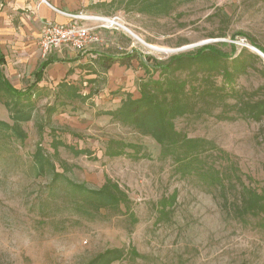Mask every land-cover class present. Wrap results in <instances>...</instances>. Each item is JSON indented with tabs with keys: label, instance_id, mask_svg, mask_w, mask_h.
<instances>
[{
	"label": "rangeland",
	"instance_id": "1",
	"mask_svg": "<svg viewBox=\"0 0 264 264\" xmlns=\"http://www.w3.org/2000/svg\"><path fill=\"white\" fill-rule=\"evenodd\" d=\"M115 12L112 16L130 33L113 32L123 43H133L134 52L149 63L205 45L233 57L244 49L257 56L251 41L264 49V0H188L160 17L128 12L119 5ZM248 64L246 74L232 85L239 91H257L255 99H264V60L248 57ZM100 73L94 80L78 78L88 84L92 79L91 98L66 102L49 119L47 107L61 101L58 89L32 96L30 108L23 100L6 108L4 103L13 98L0 97V121L12 125L11 115L30 114L29 121L18 123L23 141L0 129V264H88L106 250L121 251L111 264H264L262 220L236 217L233 206L241 184L264 190V119L254 122L228 107H216L174 121L180 134L211 144L203 157L206 168L220 172L223 192L198 173L180 175L154 140L106 114L127 95L138 97V84L147 79L138 60L120 68L111 83L107 72ZM54 136L87 150L75 156L58 148L68 169L64 175L90 189L110 179L127 194L126 208L84 220L73 212L64 181L52 187L50 175L35 176L32 155L37 145L51 154ZM109 153L121 155L106 156ZM55 166L63 172L58 163Z\"/></svg>",
	"mask_w": 264,
	"mask_h": 264
},
{
	"label": "trees",
	"instance_id": "2",
	"mask_svg": "<svg viewBox=\"0 0 264 264\" xmlns=\"http://www.w3.org/2000/svg\"><path fill=\"white\" fill-rule=\"evenodd\" d=\"M188 0H113V3L122 6L125 11L145 14L153 17L167 16L175 7ZM241 35V34H238ZM251 45L264 54V49L257 46L253 41ZM235 47L232 45V51ZM248 57L259 56L248 53L244 49L239 55L233 57L232 53L221 51L215 45H205L194 52H187L170 56L164 62L152 63L143 61L139 54L134 51L127 56V62L123 59L115 61L111 59L109 64L118 62L128 64L131 59L139 61L147 79H141L138 84V97L127 95L122 99L120 105L106 114L112 120L122 126L134 129L143 136H148L161 147V154L169 156L176 164V171L184 176L198 173L210 183L219 186L224 192L225 185L222 183L220 172L216 169L206 168L203 153L208 150L206 146L211 145L204 139H191L180 134L174 125V121L182 116L196 113L208 112L213 108H230L236 114L260 122L264 119V99L257 98V91H239L232 82L239 76L246 74ZM261 58V57H260ZM46 63L42 64L35 74L36 82L23 92L15 91L8 83L0 78V97L10 96L13 100L5 102L6 108L11 104L19 105L21 101H27L26 107H32L31 97L40 96L35 94L36 83ZM110 65L106 64L105 69ZM153 73H158L157 78ZM220 77L221 83L216 79ZM93 93L82 95L79 88L62 83L58 86L56 98H60L59 104H53L46 109V117L49 119L59 106L66 102L85 100L91 98ZM232 99L234 102L228 104ZM12 125L0 121V129L10 131L17 139L23 141L25 134L20 129L19 122L29 121L30 114L24 115L18 111L11 115ZM53 152L37 145L32 155V167L37 177L51 176L52 187L58 181H64L70 195V206L75 214L87 221H93L101 215V212L117 214L121 207L127 206L128 196L118 184L106 179L98 188L90 189L85 183L77 184L70 181L64 173L68 170L66 164L58 157V148L69 149L75 156L84 155L87 150L75 149L65 145L62 141L54 138L50 145ZM121 153H109L106 156L116 157ZM58 163L63 172L57 171L55 164ZM210 169V170H209ZM230 182V181H229ZM223 196H225L223 194ZM234 213L236 217L245 216L258 217L262 220L264 228V190L258 192L250 186L241 184L238 196L234 199ZM120 250H106L97 255L88 264H111L119 260Z\"/></svg>",
	"mask_w": 264,
	"mask_h": 264
},
{
	"label": "crops",
	"instance_id": "3",
	"mask_svg": "<svg viewBox=\"0 0 264 264\" xmlns=\"http://www.w3.org/2000/svg\"><path fill=\"white\" fill-rule=\"evenodd\" d=\"M113 0H0V78L15 91L23 92L36 82L35 74L42 64L40 79L34 92L43 96L48 90L58 89L62 83L72 86L87 84L79 89L82 95L91 93V84L87 80L78 81L80 76L93 80L97 73H106L111 83L120 68H126L118 62L134 51V44L123 43L117 33L99 30L103 40L101 45L78 54L69 48L54 50L42 59L37 49V40L46 23L69 24L72 20L63 13H83L91 16H112L116 13L117 3ZM85 25H93L84 22ZM135 60V59H133ZM131 62V60H130ZM110 65L105 69V65ZM91 66V67H90ZM98 68L100 70L97 71ZM112 71V72H111Z\"/></svg>",
	"mask_w": 264,
	"mask_h": 264
},
{
	"label": "built area",
	"instance_id": "4",
	"mask_svg": "<svg viewBox=\"0 0 264 264\" xmlns=\"http://www.w3.org/2000/svg\"><path fill=\"white\" fill-rule=\"evenodd\" d=\"M43 2V0H40ZM72 21L69 24L46 23L37 40V49L42 59L47 58L54 50L62 47L81 54L87 49L103 43L99 30L129 32L116 16H91L83 13L67 14ZM91 22L93 25H85Z\"/></svg>",
	"mask_w": 264,
	"mask_h": 264
},
{
	"label": "water",
	"instance_id": "5",
	"mask_svg": "<svg viewBox=\"0 0 264 264\" xmlns=\"http://www.w3.org/2000/svg\"><path fill=\"white\" fill-rule=\"evenodd\" d=\"M257 52L258 53H256V52L255 53L264 60V54L262 52H260L259 50Z\"/></svg>",
	"mask_w": 264,
	"mask_h": 264
},
{
	"label": "bare ground",
	"instance_id": "6",
	"mask_svg": "<svg viewBox=\"0 0 264 264\" xmlns=\"http://www.w3.org/2000/svg\"><path fill=\"white\" fill-rule=\"evenodd\" d=\"M127 30H128V29H127ZM129 33H130V32H129ZM148 47H150V48H153V49H156V48H155V47H153V46H148ZM251 49H252L253 51H255L256 53H258V52H257V51H258L257 49H255V48H252V47H251ZM157 50H160V49H158V48H157Z\"/></svg>",
	"mask_w": 264,
	"mask_h": 264
}]
</instances>
